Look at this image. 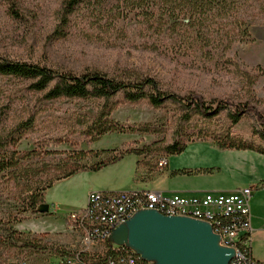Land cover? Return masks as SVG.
<instances>
[{
	"label": "rangeland",
	"instance_id": "rangeland-1",
	"mask_svg": "<svg viewBox=\"0 0 264 264\" xmlns=\"http://www.w3.org/2000/svg\"><path fill=\"white\" fill-rule=\"evenodd\" d=\"M18 1L19 18L7 15L0 1L4 57L56 70L92 67L119 78L149 76L180 95L194 91L205 98L250 100L264 111V29L254 32L251 42L235 43L225 55L208 53L206 46L175 42L172 21L155 13L164 2L158 0L151 9L150 0H83L67 35L57 38L54 10L59 0ZM97 106L92 100L46 102L41 93L29 90L27 82L0 76V138H9L6 152L19 163V169L0 175V264H46L47 253L60 248L59 241L70 239L66 214L84 209L90 193L224 192L247 179V172L262 169L256 158L264 156L216 147L217 138L229 127L221 116L211 121L195 118L186 129L192 143L181 155L169 157L163 170L160 153L139 157L133 151L171 141L177 116L173 106L165 110L146 104L120 106L110 120L127 132H111L93 141L86 126L95 119ZM28 124L32 125L25 130ZM140 128L160 132L144 133ZM232 133L251 139L249 121L243 119ZM120 156L101 170H81L57 182L45 194L49 214H33L27 208L26 196L43 191L66 164L82 157L81 164L91 166ZM214 167L222 168L226 176L212 174ZM235 169L245 170V176ZM11 229L17 238L34 240L36 247L10 246L6 240Z\"/></svg>",
	"mask_w": 264,
	"mask_h": 264
},
{
	"label": "trees",
	"instance_id": "trees-1",
	"mask_svg": "<svg viewBox=\"0 0 264 264\" xmlns=\"http://www.w3.org/2000/svg\"><path fill=\"white\" fill-rule=\"evenodd\" d=\"M10 17L19 18L22 4L18 0H0ZM164 7L155 10L160 19L172 21L171 36L180 46L197 44L206 46L208 53H228L235 43L251 42L254 32L264 29V0H159ZM158 0H150L149 6L157 7ZM54 10L57 21L54 37L67 35L71 18L83 0H59ZM0 76L12 77L29 84V90L43 95L46 102L59 99L96 101L98 103L95 119L86 126L93 141L111 133H125L124 127L110 120L112 114L123 105L139 106L146 104L155 110H165L173 106L177 111L175 125L171 131V141L133 151L137 156L160 153L163 158L181 155L192 143L187 137V126L199 117L211 121L223 116L228 122L227 133L217 138L216 147L222 151L254 152L264 156V111L258 109L250 100L234 101L230 98H205L194 91L184 95L164 88L152 77L141 79L119 78L100 69L88 67L81 71L56 70L43 64L14 61L0 55ZM247 119L250 123L251 139L234 137L232 130ZM2 120L0 117V125ZM28 124L25 130L30 129ZM140 132L157 133L160 130L140 128ZM204 136L201 134L200 138ZM9 138H0V175L11 174L19 169V163L8 155L6 148ZM83 155V154H82ZM117 158H111L91 166L81 164L82 157L74 163L59 168L43 191H35L26 196V206L33 214L45 203V194L57 182L67 179L81 170H101ZM168 167V164L166 165ZM165 168V167H164ZM163 168V170H165ZM264 186V184H263ZM22 223V221H20ZM17 231L11 229L6 242L17 248H34V240L17 238ZM113 243L103 246L104 255L93 259V264H101L110 258ZM55 251L61 255L69 252L63 247ZM124 249H117V253Z\"/></svg>",
	"mask_w": 264,
	"mask_h": 264
},
{
	"label": "built area",
	"instance_id": "built-area-1",
	"mask_svg": "<svg viewBox=\"0 0 264 264\" xmlns=\"http://www.w3.org/2000/svg\"><path fill=\"white\" fill-rule=\"evenodd\" d=\"M169 159L159 162L164 168ZM253 188L232 192H205L190 195L178 192L138 190L131 192H93L84 209L66 214V230L70 239L59 241L69 252L61 255L50 250L46 264H93V259L103 256V246L109 240V231L115 222L136 210V206L166 208L167 211L211 225L214 234L221 235L224 247L234 250L230 263L264 264L251 253V210ZM113 253L101 264H140L135 251L124 246V253Z\"/></svg>",
	"mask_w": 264,
	"mask_h": 264
},
{
	"label": "water",
	"instance_id": "water-1",
	"mask_svg": "<svg viewBox=\"0 0 264 264\" xmlns=\"http://www.w3.org/2000/svg\"><path fill=\"white\" fill-rule=\"evenodd\" d=\"M38 213L49 214L50 205L41 204ZM110 242L129 247L151 264H230L234 258L211 225L157 211H139L113 231Z\"/></svg>",
	"mask_w": 264,
	"mask_h": 264
},
{
	"label": "crops",
	"instance_id": "crops-1",
	"mask_svg": "<svg viewBox=\"0 0 264 264\" xmlns=\"http://www.w3.org/2000/svg\"><path fill=\"white\" fill-rule=\"evenodd\" d=\"M262 156V155H258ZM257 156V157H258ZM255 157V154H253ZM260 166L262 169H258L255 173V170L247 172L249 176L247 179H243L241 184L233 185L230 191H238L247 187L253 188V194L250 201V210H251V253L252 256L259 260L264 261V157H258ZM241 172L244 176L245 170L235 169V173ZM212 174L220 175L222 177L226 176L222 168L218 169L214 167L212 169Z\"/></svg>",
	"mask_w": 264,
	"mask_h": 264
},
{
	"label": "bare ground",
	"instance_id": "bare-ground-1",
	"mask_svg": "<svg viewBox=\"0 0 264 264\" xmlns=\"http://www.w3.org/2000/svg\"><path fill=\"white\" fill-rule=\"evenodd\" d=\"M152 211V206H136V210L133 211L132 213H128L124 216V218L119 219V221L115 222V226L112 227V230L109 231V240L110 237L113 233V231L118 228L120 225L126 223L127 221H129L136 213H138L139 211ZM153 211H157L160 214L164 215V216H168V217H179V214H174V212L171 211H167L166 208H160V207H153ZM221 239V235H218ZM124 249V246H117V249ZM119 253H124V251L119 252ZM137 261L140 262V264H151L150 262H148L147 260H145L142 255L137 254ZM230 264H236V263H230Z\"/></svg>",
	"mask_w": 264,
	"mask_h": 264
}]
</instances>
